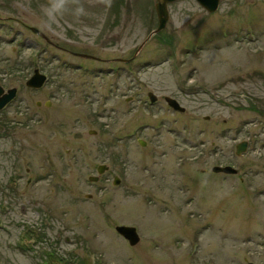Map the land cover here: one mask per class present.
<instances>
[{
    "label": "rangeland",
    "instance_id": "374dc122",
    "mask_svg": "<svg viewBox=\"0 0 264 264\" xmlns=\"http://www.w3.org/2000/svg\"><path fill=\"white\" fill-rule=\"evenodd\" d=\"M155 3L0 0V264H264V0Z\"/></svg>",
    "mask_w": 264,
    "mask_h": 264
},
{
    "label": "water",
    "instance_id": "95a60500",
    "mask_svg": "<svg viewBox=\"0 0 264 264\" xmlns=\"http://www.w3.org/2000/svg\"><path fill=\"white\" fill-rule=\"evenodd\" d=\"M175 1H178V0H157L155 8H156L157 15H158L159 25L146 38V40L143 42L141 47L144 45V43L147 40H149V38L152 35L160 32L166 28L168 19L170 18V11H169L168 5L170 3L175 2ZM197 2L202 7H204L206 10H208L209 12H215L219 8L221 0H197ZM30 29L34 33L40 34L44 39L50 41V39L43 32H41L38 28L32 26ZM78 55L81 57H84V58H96L95 56L89 55V54L80 53ZM124 60L125 59H123V61ZM46 80H47V76L45 74H43L40 71V69L36 68L34 70L33 75L26 81V85L28 87L37 89V88L42 87L44 85V83L46 82ZM16 95H17V88L16 87L10 88L7 91H5V89L0 85V110L2 108H4L10 101H12L16 97ZM148 95H149L150 100L152 102H155L157 100V96L153 92H149ZM165 100L168 103V105L175 110H178L180 112H184L186 109L174 97L166 96ZM139 143L142 145H146V141H144L142 139L139 140ZM247 146H248L247 141H242V142L238 143L236 146V154L241 155L243 152H245L247 150ZM108 169H109V167L106 164H100L97 168L99 174H103ZM212 171L216 172V173H228V174H236L238 172V170L231 165H226V166L215 165L212 167ZM89 179L91 181H97L99 179V177L98 176H90ZM119 183H120V178L118 176H116L114 179V184H119ZM88 197H91V195H88ZM116 230L119 234H121L125 239L128 240L130 245L134 246L140 242L141 238H140V235H139L137 228L135 226L117 225ZM247 264H257V263L248 262Z\"/></svg>",
    "mask_w": 264,
    "mask_h": 264
},
{
    "label": "flooded vegetation",
    "instance_id": "af4514ba",
    "mask_svg": "<svg viewBox=\"0 0 264 264\" xmlns=\"http://www.w3.org/2000/svg\"><path fill=\"white\" fill-rule=\"evenodd\" d=\"M156 3H157V0H156ZM156 3H155V5H156ZM107 25V24H106ZM108 26V25H107ZM37 35H39L41 38H42V36L40 35V34H37ZM42 39H44V38H42ZM45 40V39H44ZM47 43H49L50 45H52V46H55V47H57V48H60V49H62L61 47H59L58 45H56V43H54V42H51V41H49V40H45ZM63 50H65V49H63ZM126 60V59H125ZM121 61V60H120ZM124 62H128L127 60L126 61H124Z\"/></svg>",
    "mask_w": 264,
    "mask_h": 264
},
{
    "label": "trees",
    "instance_id": "16d2710c",
    "mask_svg": "<svg viewBox=\"0 0 264 264\" xmlns=\"http://www.w3.org/2000/svg\"><path fill=\"white\" fill-rule=\"evenodd\" d=\"M40 236H41L42 241H43V239L46 238V237H44L43 234H39V237H40ZM48 252H49V251H46V253H48ZM49 253L51 254V252H49ZM81 260L85 262V259H84V258H80V259L77 260V256H76V261H80L81 263H80V262H79V263H80V264H83V262H82Z\"/></svg>",
    "mask_w": 264,
    "mask_h": 264
},
{
    "label": "clouds",
    "instance_id": "9594fccd",
    "mask_svg": "<svg viewBox=\"0 0 264 264\" xmlns=\"http://www.w3.org/2000/svg\"><path fill=\"white\" fill-rule=\"evenodd\" d=\"M51 14H49V16H50Z\"/></svg>",
    "mask_w": 264,
    "mask_h": 264
}]
</instances>
